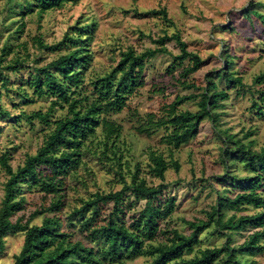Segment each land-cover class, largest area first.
I'll list each match as a JSON object with an SVG mask.
<instances>
[{"label": "trees", "instance_id": "trees-1", "mask_svg": "<svg viewBox=\"0 0 264 264\" xmlns=\"http://www.w3.org/2000/svg\"><path fill=\"white\" fill-rule=\"evenodd\" d=\"M77 1L24 0L13 7H20L22 13L35 10L42 13ZM148 12L161 15L168 25H174L166 7L153 8ZM249 12L260 17L264 24V13L256 9ZM23 26L24 23L18 26L16 32H20ZM92 27L93 22L78 25L76 30L53 43H47L41 37L37 39L41 48L52 51L66 49L48 64L36 68L33 84L41 94L45 92L43 85L48 84L59 101L67 103L68 113L54 120L43 144L35 153H28L24 163L16 168L10 161L9 150L0 154V168L8 175L0 204V255L6 248L7 236L22 232L23 245L15 253L13 264H125L128 259L138 256H148L147 264H215L221 261L226 264H254L252 256L264 251V146L255 149L254 139L245 141V137L253 134L252 129L242 137L219 125L221 111L229 97L227 87L222 84L239 89H244L245 85L243 77L232 67L233 56L227 55L223 67L206 74L204 86L185 81L186 87L195 90L178 95L162 115L148 114L149 118L140 126V131L151 134L160 127L170 129L162 138L170 152L167 156L158 150L149 151L150 171L161 179L158 184L141 177L139 168L130 172L131 180H128L123 169V155L119 153L122 124L111 115L123 110L129 96L143 85L146 61L158 53L171 52L166 46L168 40L174 39L180 49L179 53L173 54V69L190 59L191 64L185 68V73H193L201 67L204 59L188 48L180 31L171 35L164 33L154 38L158 43L156 47L143 51L129 47L123 51L118 63L110 71L96 75L90 82V92L82 96L80 85L84 69L91 63L88 45ZM11 50V45L6 44L3 55ZM20 63L21 60L15 59L7 68L15 70ZM0 74L6 84L8 77L3 76L2 71ZM255 82H264V72L255 77ZM256 91L257 94L252 92L251 108L264 117V87ZM190 100L196 102L197 109L180 108L183 102ZM9 115H12L11 111L0 104V116ZM24 115L30 120L39 118L47 121L50 111L38 110ZM205 118L211 119L218 127L224 141L225 165L230 167L243 163L249 172L238 175L227 170L219 176L224 186L217 190L215 203L206 210V218L185 219L190 228L186 233L169 225V217L177 207V198L174 195L164 197L169 186L165 180L166 171L171 167L180 169L181 163L174 157V148L194 138ZM95 140L98 157L114 160L115 171L123 185L109 192L96 191L80 206L73 208L64 220L60 212L65 205L66 179L82 164L84 149H88L89 142ZM24 183L28 187L36 185L45 195H51L48 205L35 209L27 218L18 214L25 208ZM140 200H144L143 206L136 208L135 214L127 219V210ZM106 203L113 206L103 216L102 205ZM251 206L258 210L239 213ZM38 215H44L42 222L32 223ZM212 226L225 235V242L198 247L202 241L201 234ZM245 230L252 231L242 242L235 243L233 235ZM186 254L192 256L187 257Z\"/></svg>", "mask_w": 264, "mask_h": 264}, {"label": "rangeland", "instance_id": "rangeland-1", "mask_svg": "<svg viewBox=\"0 0 264 264\" xmlns=\"http://www.w3.org/2000/svg\"><path fill=\"white\" fill-rule=\"evenodd\" d=\"M22 1L0 0V72L8 77L5 84L0 76V104L12 113L0 116V154L9 150L10 161L15 168L24 163L28 153H35L43 144L54 126V120L68 113L67 103L59 101L48 84L43 85V94L33 84L36 68L48 64L66 49L52 51L41 48L37 39L41 37L47 43L57 42L66 33L76 30V26L90 22H93L92 38L88 45L91 63L84 69V79L80 85L82 96L90 92V82L96 75L110 71L118 63L123 51L129 47L137 51L156 47L158 43L154 38L164 33L171 35L180 31L188 48L204 59L201 67L193 73H185V68L191 64L190 59L173 69V54L179 53L180 49L174 39L168 40L166 46L171 52L158 53L146 61L142 73L143 85L129 96L123 110L111 115L122 124L119 153L123 155V169L128 180H131L130 172L139 168V175L146 177L149 183L158 184L161 181L150 171L149 151L158 150L168 156L170 147L162 138L170 129L160 127L148 134L141 132L140 126L148 120L150 112L160 116L178 95L195 90L186 87L185 81L204 86L206 74L223 67L227 55L233 56L232 67L243 77L245 85L244 89H239L222 84L227 87L229 97L221 111L219 125L242 137L252 129L253 134L245 137V141L254 139L255 149L264 146V117L251 108L252 92L257 94L256 90L264 87V82H255V77L264 72V24L260 17L249 12L256 9L264 13V0H79L42 13L38 10L22 13L20 7H13ZM162 7L167 8L174 25H168L161 15L148 12ZM23 23V29L16 32ZM6 44H10L12 50L3 55ZM15 59L22 62L18 68H7ZM180 108L195 110L198 105L190 100L183 102ZM38 110L50 111L47 121L39 118L30 120L24 115ZM217 128L211 119L205 118L194 138L174 148L173 154L181 163L180 169L171 167L166 171L165 180L169 186L164 197L174 195L177 198V207L169 217V225L186 233L190 228L185 219L206 218V210H210L215 203L217 190L224 186L219 176L227 170L238 175L249 172L243 163L238 162L230 167L225 165L224 141ZM98 133L101 137V129ZM97 144L96 140L89 142V148L83 151L82 164L66 179L65 205L60 212L64 220L73 208L80 206L96 191L109 192L123 185L115 171L114 160H101L98 157ZM7 177L4 169L0 168V204ZM22 185L26 202L25 208L18 214H24L27 218L35 209L48 205L51 195H45L36 185ZM143 204L144 200H140L132 205L127 210L126 218L130 219L136 208ZM112 206V203L102 205L103 216ZM257 210L251 206L239 213ZM43 217L36 216L32 223H41ZM250 231L236 232L234 242H242ZM201 238L198 247L202 248L221 245L226 239L213 226L207 228ZM23 241L22 232L8 235L6 248L0 255V264H13L14 255L20 251ZM252 258L254 264H264V251ZM149 259L148 256H138L128 259L125 264H147ZM215 264L226 263L221 261Z\"/></svg>", "mask_w": 264, "mask_h": 264}]
</instances>
